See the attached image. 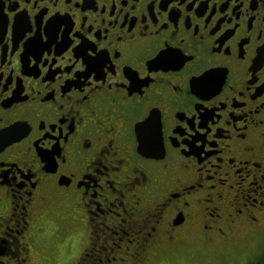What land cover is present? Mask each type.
Returning a JSON list of instances; mask_svg holds the SVG:
<instances>
[{"label": "flooded vegetation", "instance_id": "flooded-vegetation-1", "mask_svg": "<svg viewBox=\"0 0 264 264\" xmlns=\"http://www.w3.org/2000/svg\"><path fill=\"white\" fill-rule=\"evenodd\" d=\"M50 229L95 264L264 244V0H0V264Z\"/></svg>", "mask_w": 264, "mask_h": 264}, {"label": "rangeland", "instance_id": "rangeland-1", "mask_svg": "<svg viewBox=\"0 0 264 264\" xmlns=\"http://www.w3.org/2000/svg\"><path fill=\"white\" fill-rule=\"evenodd\" d=\"M83 231V229H81ZM48 237L46 236L44 249L41 251V255L36 258L35 263L37 264H95L96 262L84 258L83 262L77 260V257L84 245V237H81L78 229L70 231V229H50L48 231ZM71 236L72 242L70 247L67 249L64 243H66L68 237ZM61 237V238H59ZM255 249L241 248L237 251L226 255H212L206 253H200V245L195 242H188L182 247L183 252L178 253L176 256L181 257L180 264H255L252 260L257 259L259 263L264 264V244L260 247L257 245ZM52 256V257H50ZM50 257V258H48ZM82 257V256H81ZM43 261V262H41ZM164 261L171 262L164 258L160 261L163 264ZM40 262V263H38ZM172 264H174L172 262Z\"/></svg>", "mask_w": 264, "mask_h": 264}]
</instances>
